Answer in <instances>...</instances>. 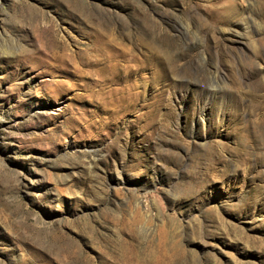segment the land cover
Here are the masks:
<instances>
[{"label":"rangeland","instance_id":"374dc122","mask_svg":"<svg viewBox=\"0 0 264 264\" xmlns=\"http://www.w3.org/2000/svg\"><path fill=\"white\" fill-rule=\"evenodd\" d=\"M0 264H264V0H0Z\"/></svg>","mask_w":264,"mask_h":264},{"label":"bare ground","instance_id":"6f19581e","mask_svg":"<svg viewBox=\"0 0 264 264\" xmlns=\"http://www.w3.org/2000/svg\"><path fill=\"white\" fill-rule=\"evenodd\" d=\"M111 43L112 42L110 40L106 39V37L104 35H98V36L94 37V43L92 44L91 48H88L89 50L87 49L89 51V54L86 55L85 57H83V55L85 53L82 55L77 54L75 56L74 55L68 56L67 54H65L63 52V53H61V55L57 54L55 56V58H56V60H60V63L62 62V64H64V65H65V63H67L68 65L71 64L72 67L74 69H76V73H79V74L84 73L87 76L88 75H94V73H97V71L94 72V68L96 66H98L99 64H101V62L104 61V64H103L104 68L99 71L100 72L99 75H103L104 72H106L105 68L113 69L111 74L110 73L109 74L111 75L110 81L114 82V81H116V74H115L116 64H115V66L112 65L110 67H108L107 64H110L111 61L114 62L116 59L119 60L120 58H125V59H127V58L123 53H121V55H117L115 53L116 48L113 45H111ZM112 48H114V49H112ZM90 57H92V58L96 57L97 59L99 58V60H96V62L95 61L92 62L91 60H89V59H91ZM119 62L120 61H118V63ZM87 67H88V69L85 70V68H87ZM57 69L61 73H65V71H63V69H61V66H57ZM132 76H133V74L130 72L129 75L127 76L126 80L124 81L127 87H130V85L128 83L131 81ZM126 91H127V89H126Z\"/></svg>","mask_w":264,"mask_h":264}]
</instances>
